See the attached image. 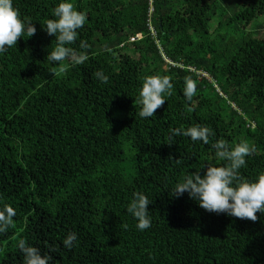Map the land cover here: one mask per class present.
<instances>
[{
	"label": "trees",
	"instance_id": "1",
	"mask_svg": "<svg viewBox=\"0 0 264 264\" xmlns=\"http://www.w3.org/2000/svg\"><path fill=\"white\" fill-rule=\"evenodd\" d=\"M60 2L13 0L36 32L0 52V207L17 213L0 233V264H22L19 239L50 264H264V214L231 217L171 195L185 175L227 163L211 146L219 139L255 148L242 177L264 172V0H70L87 16L72 45L88 56L79 65L47 60L55 36L43 26ZM150 75H167L173 91L145 119ZM197 124L212 129L208 144L170 133ZM136 192L151 202L144 231L127 211Z\"/></svg>",
	"mask_w": 264,
	"mask_h": 264
},
{
	"label": "clouds",
	"instance_id": "2",
	"mask_svg": "<svg viewBox=\"0 0 264 264\" xmlns=\"http://www.w3.org/2000/svg\"><path fill=\"white\" fill-rule=\"evenodd\" d=\"M52 17L43 26L49 36H55V47L47 55V60L53 64L65 59H69L74 65L85 63L88 56L78 52L72 45L78 39V30L86 23V14L76 10L70 0H61L52 10ZM151 30L155 35V29L152 27ZM35 32L36 28L31 21L20 17L19 10L13 6V0H0V52L16 45L19 37H32ZM156 43L161 46L159 40ZM87 47V43L81 40L79 48ZM93 75L101 83H108L109 77L103 71H96ZM172 91L173 83L167 75L145 77L139 91L141 108L138 115L145 119L154 116L156 110L165 103V97L172 95ZM196 91V83L191 78H186L183 88L186 100L191 101ZM170 133L172 136L183 135L193 142L201 141L204 144H208L213 135L211 128L200 124L186 129H170ZM211 146L215 149L216 157L227 163L223 166L209 165L203 176L199 172L185 175L172 187L171 195L178 198L187 193L208 212L256 221L257 212L264 214V172L259 173L255 180L245 179L240 175V169L246 165V157L251 156L255 148L243 140L230 147L223 139ZM150 203L143 193L136 192L128 206L127 211L137 221L136 228L140 231L151 227L148 210ZM16 215L12 206L5 204L0 207V233H5L13 225ZM75 241L76 233L70 232L62 240V244L70 250ZM16 247L22 253V264H50L52 260L51 255L42 254L39 248L30 245L25 239H19ZM50 251H55V248Z\"/></svg>",
	"mask_w": 264,
	"mask_h": 264
},
{
	"label": "rangeland",
	"instance_id": "3",
	"mask_svg": "<svg viewBox=\"0 0 264 264\" xmlns=\"http://www.w3.org/2000/svg\"><path fill=\"white\" fill-rule=\"evenodd\" d=\"M261 20H263L262 18H261ZM219 21V20H218ZM218 21L216 22L215 21V24L212 26V34H214V30H215V28L217 27V25H218ZM261 38H264V30L262 31V33H261V36H260ZM134 51V50H133ZM216 51H218V50H216ZM205 77L206 78H209V76L207 75V74H205Z\"/></svg>",
	"mask_w": 264,
	"mask_h": 264
}]
</instances>
